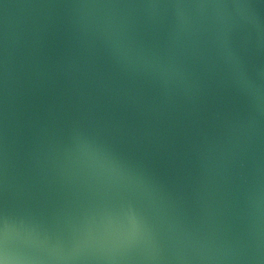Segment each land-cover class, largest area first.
<instances>
[{"label": "water", "instance_id": "obj_1", "mask_svg": "<svg viewBox=\"0 0 264 264\" xmlns=\"http://www.w3.org/2000/svg\"><path fill=\"white\" fill-rule=\"evenodd\" d=\"M0 264H264V0H0Z\"/></svg>", "mask_w": 264, "mask_h": 264}]
</instances>
